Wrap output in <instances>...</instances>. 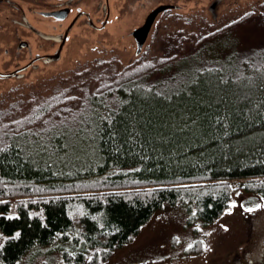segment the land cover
Masks as SVG:
<instances>
[{"label":"trees","instance_id":"16d2710c","mask_svg":"<svg viewBox=\"0 0 264 264\" xmlns=\"http://www.w3.org/2000/svg\"><path fill=\"white\" fill-rule=\"evenodd\" d=\"M250 16L177 59L115 71L78 112L67 91L0 109V212L19 213L0 231L22 233L6 264L54 243L60 264H105L166 206L210 224L236 183L264 197V19Z\"/></svg>","mask_w":264,"mask_h":264},{"label":"rangeland","instance_id":"374dc122","mask_svg":"<svg viewBox=\"0 0 264 264\" xmlns=\"http://www.w3.org/2000/svg\"><path fill=\"white\" fill-rule=\"evenodd\" d=\"M159 3H176L180 8L171 9V5L153 16L149 10ZM245 13L253 16V22L264 19V4L261 0H112V14L104 28L78 22L65 32L66 41L52 62H41L23 77L0 80V109L13 107L23 113L30 108L26 106L29 98L37 96V105L67 91L65 106L78 112L89 104L95 90L112 86L115 71L132 73L149 61L177 59L202 34L244 19L248 16ZM148 18L151 28L139 49L134 31ZM143 26L137 30L143 32ZM242 38L248 35L242 32ZM44 46L37 42L38 50H55ZM0 56L3 66L10 64L6 54ZM18 100L22 103L16 104ZM233 199L241 203L230 205L231 212L210 224L201 220L189 224L182 204L158 210L134 240L119 248L105 264H264V207L252 212L242 207L264 204V200L244 191L239 183L235 184ZM196 223L201 225L199 229L194 227ZM223 224L229 227L224 229ZM198 244L201 247H196ZM61 248L60 243L38 246L19 264H60Z\"/></svg>","mask_w":264,"mask_h":264},{"label":"flooded vegetation","instance_id":"af4514ba","mask_svg":"<svg viewBox=\"0 0 264 264\" xmlns=\"http://www.w3.org/2000/svg\"><path fill=\"white\" fill-rule=\"evenodd\" d=\"M171 5L159 3L150 8V14L165 12L168 6L180 8L176 3ZM111 14L112 0H0V53L10 61L7 66L0 63V80L23 77L41 62H52L59 56L67 30L78 22L104 28ZM37 42L55 50H38Z\"/></svg>","mask_w":264,"mask_h":264},{"label":"snow or ice","instance_id":"6c2138e0","mask_svg":"<svg viewBox=\"0 0 264 264\" xmlns=\"http://www.w3.org/2000/svg\"><path fill=\"white\" fill-rule=\"evenodd\" d=\"M261 3L264 4V0H261ZM245 15H248V13H245ZM201 70H203V69H201ZM149 87H150V85H149ZM117 103H119V101ZM113 111H115V109H113ZM105 120H108L109 122H111L110 117H105ZM56 135L59 136L60 134L57 133ZM113 135H115V133H113ZM261 199L264 200V197H261ZM0 203H5V202L0 201ZM238 203H241V202H239V201H237L235 199L228 200V204H230V205H236ZM242 207H244L246 211L252 212L255 209L264 207V204H261V203H254V204H251V205L242 204ZM196 211L197 210H195V209L192 210L193 215H195ZM223 211L224 212H231L232 208H230V207L229 208H225ZM28 215L32 216V215H34V213H28ZM18 216H19V213L14 211V210L13 211H8V212H0V217H4L6 219L17 218ZM194 227L199 229L201 227V225L199 223H196V224H194ZM222 227L224 229H227L229 226L227 224H223ZM21 235H22V233H21L20 229L11 230L10 234H6L5 232L0 231V252H3L6 249V246H7L8 243H10L13 240L21 237ZM188 247H192V244H189ZM204 247L207 248L208 245H204ZM96 251H100V250L97 249ZM75 255H76V253H71L70 254V256H75ZM84 256H85V259L87 261H93V259H94L93 255H89L87 253H84ZM0 264H6V257L0 256ZM17 264H18V262H17Z\"/></svg>","mask_w":264,"mask_h":264},{"label":"water","instance_id":"95a60500","mask_svg":"<svg viewBox=\"0 0 264 264\" xmlns=\"http://www.w3.org/2000/svg\"><path fill=\"white\" fill-rule=\"evenodd\" d=\"M151 24H152V20L150 19V18H148V20H147V22H146V24L143 26V27H145V29H144V35H139L138 33H137V30L136 31H134V35H135V37H136V40H137V42H138V48L140 49V47H141V45L143 44V42H144V39L146 38V36H147V34H148V32H149V30H150V28H151ZM138 35V36H137ZM140 36V37H139Z\"/></svg>","mask_w":264,"mask_h":264}]
</instances>
